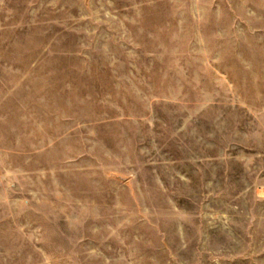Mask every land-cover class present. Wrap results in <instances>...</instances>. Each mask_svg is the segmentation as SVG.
<instances>
[{
    "label": "rangeland",
    "instance_id": "obj_1",
    "mask_svg": "<svg viewBox=\"0 0 264 264\" xmlns=\"http://www.w3.org/2000/svg\"><path fill=\"white\" fill-rule=\"evenodd\" d=\"M0 264H264V0H0Z\"/></svg>",
    "mask_w": 264,
    "mask_h": 264
}]
</instances>
